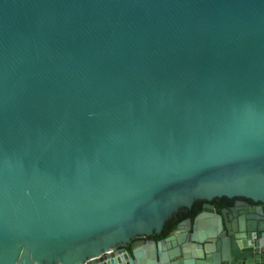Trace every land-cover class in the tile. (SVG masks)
Returning <instances> with one entry per match:
<instances>
[{"label":"water","instance_id":"obj_1","mask_svg":"<svg viewBox=\"0 0 264 264\" xmlns=\"http://www.w3.org/2000/svg\"><path fill=\"white\" fill-rule=\"evenodd\" d=\"M0 264H264V0H0Z\"/></svg>","mask_w":264,"mask_h":264},{"label":"trees","instance_id":"obj_2","mask_svg":"<svg viewBox=\"0 0 264 264\" xmlns=\"http://www.w3.org/2000/svg\"><path fill=\"white\" fill-rule=\"evenodd\" d=\"M230 203H231V201L226 202V203H223L222 205H228V204H230ZM196 214H197V213H196ZM194 215H195V214L190 215V216H187V217L192 218ZM180 220H181V219L162 225V228H161L160 232H159L157 235H154L153 238H154V239H162V238L168 236V235L170 234V232L175 228L176 224H177Z\"/></svg>","mask_w":264,"mask_h":264},{"label":"flooded vegetation","instance_id":"obj_3","mask_svg":"<svg viewBox=\"0 0 264 264\" xmlns=\"http://www.w3.org/2000/svg\"><path fill=\"white\" fill-rule=\"evenodd\" d=\"M236 199H234V200H231V203L230 204H228V205H218V206H215V207H213L214 208V210H215V212L217 213V212H219L220 210H222V209H228V208H230L232 205H233V203H234V201H235ZM257 205H259V203H250V206H253V207H255V206H257ZM196 215V214H195ZM194 215V216H195ZM194 216L192 217V218H190V217H184V218H182L179 222H181V221H183V220H185V219H190V220H192L193 218H194ZM178 222V223H179ZM178 223L176 224V226L178 225ZM176 226H175V228H176ZM174 228V229H175ZM174 229L172 230V231H174ZM171 231V232H172ZM170 232V233H171ZM153 236L154 235H152V236H149V237H147L146 239H149V240H154V241H157V240H160V239H154L153 238ZM163 239V238H162ZM126 249H127V246L125 247Z\"/></svg>","mask_w":264,"mask_h":264}]
</instances>
